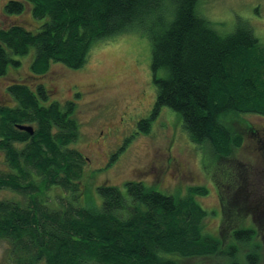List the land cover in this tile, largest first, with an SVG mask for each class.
<instances>
[{"label": "trees", "instance_id": "16d2710c", "mask_svg": "<svg viewBox=\"0 0 264 264\" xmlns=\"http://www.w3.org/2000/svg\"><path fill=\"white\" fill-rule=\"evenodd\" d=\"M199 0H9L4 11L20 15L26 7L42 24L0 28V78L15 59L34 51L31 70L48 72L53 63L82 69L94 47L117 36L139 32L151 42V72L156 99L149 119L170 108L197 145L209 144L220 157L242 144L241 136L223 122L229 115L264 116V46L248 25L223 36L198 10ZM44 85L34 89L9 84L14 107L0 106V152L9 165L0 173V189L22 200H0V242L8 243L3 264H179L174 256L192 258L227 254L205 231L208 213L192 196L167 195L141 182L97 189L101 203L84 204L83 167L77 149L81 123L76 104L49 101ZM79 95V94H77ZM34 126H33V125ZM19 126H32L33 134ZM54 190L56 193L51 195ZM191 192V191H190ZM222 199V200H221ZM223 212L228 199L221 196ZM233 216L224 213L223 223ZM232 226V225H231ZM237 245L228 247L232 261L240 246L249 264L260 261L257 232L233 230Z\"/></svg>", "mask_w": 264, "mask_h": 264}, {"label": "rangeland", "instance_id": "374dc122", "mask_svg": "<svg viewBox=\"0 0 264 264\" xmlns=\"http://www.w3.org/2000/svg\"><path fill=\"white\" fill-rule=\"evenodd\" d=\"M9 0H0V28L21 25L27 30L42 24L26 7L20 15H7ZM200 14L213 23L221 35L233 33L239 25H248L264 46V0H199ZM151 42L147 36L132 32L97 44L88 63L71 70L53 63L47 73L36 75L31 66L34 51L18 56L20 67H10L0 78V106L14 107L16 101L7 92L9 84H25L32 89L46 86L49 101L65 104L74 101L81 123L77 149L85 157L80 198L101 203L97 189L118 187L126 194V183L141 182L167 195L192 196L203 187L206 195L192 198L208 213L205 231L222 243L227 254L192 258L174 256L179 264H226L232 261L228 247L237 245L233 230L249 227L257 232L260 261L264 264V116L256 113L229 115L223 122L241 136L240 147L228 157L218 156L209 144H194L181 124V117L170 108L161 109L150 122L149 130L136 133L139 122L149 119L156 99L151 72ZM79 94V95H77ZM135 135V136H133ZM0 152V173L9 165ZM191 191V192H190ZM56 191L52 190L51 195ZM228 199L223 223L220 198ZM0 200H22L9 188L0 189ZM222 200V199H221ZM248 248L240 246L236 254L242 264ZM9 256L8 243L0 242V264Z\"/></svg>", "mask_w": 264, "mask_h": 264}, {"label": "water", "instance_id": "95a60500", "mask_svg": "<svg viewBox=\"0 0 264 264\" xmlns=\"http://www.w3.org/2000/svg\"><path fill=\"white\" fill-rule=\"evenodd\" d=\"M19 128L21 130L29 132L30 134H33V132H34V129L32 126H19Z\"/></svg>", "mask_w": 264, "mask_h": 264}, {"label": "flooded vegetation", "instance_id": "af4514ba", "mask_svg": "<svg viewBox=\"0 0 264 264\" xmlns=\"http://www.w3.org/2000/svg\"><path fill=\"white\" fill-rule=\"evenodd\" d=\"M32 125H33V124H32ZM33 126H34V125H33ZM138 128H139V127L137 126V128H136V131H135V132H136V133H141V132H139V131H138ZM133 136H135V135H133Z\"/></svg>", "mask_w": 264, "mask_h": 264}]
</instances>
